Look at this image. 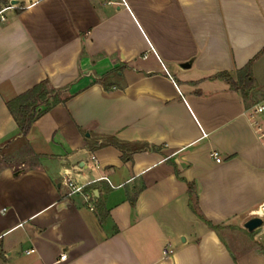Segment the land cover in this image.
<instances>
[{"label":"crops","instance_id":"obj_1","mask_svg":"<svg viewBox=\"0 0 264 264\" xmlns=\"http://www.w3.org/2000/svg\"><path fill=\"white\" fill-rule=\"evenodd\" d=\"M4 14L0 264H264V237H244L264 201L250 117L264 0H38ZM248 64L246 92L217 77ZM44 80L62 101L23 137L6 103ZM66 174L96 179L92 202L67 196Z\"/></svg>","mask_w":264,"mask_h":264},{"label":"trees","instance_id":"obj_2","mask_svg":"<svg viewBox=\"0 0 264 264\" xmlns=\"http://www.w3.org/2000/svg\"><path fill=\"white\" fill-rule=\"evenodd\" d=\"M217 77L224 79L232 89H239L243 92H246L250 88L252 82L249 64L237 70L234 76L229 72L222 71L217 74ZM60 101L62 100L58 97L56 89L49 87L47 81L44 80L7 101L6 105L18 125L20 134L26 137L35 120ZM28 151L29 145L26 143V146L22 149V153H28ZM189 195L190 206L197 213L193 205L195 192L191 185L189 187ZM197 214L203 219L199 213Z\"/></svg>","mask_w":264,"mask_h":264},{"label":"built area","instance_id":"obj_3","mask_svg":"<svg viewBox=\"0 0 264 264\" xmlns=\"http://www.w3.org/2000/svg\"><path fill=\"white\" fill-rule=\"evenodd\" d=\"M36 1H38V0H28V1H24L23 3H16V4L9 3L7 6L0 9V21L6 20V16L4 14V11H6L8 9H11V10L25 9V8L31 6L32 4H34ZM263 112H264V99L261 102L256 104L253 113L250 115V117L252 118L253 124L256 127V131L258 132V135L260 138H264V131H263V128L261 127V125H259V123L256 121L255 115L263 113ZM211 155L216 162H220L222 160L220 153L217 150H213L211 152ZM91 158L93 160H95L94 156H92ZM66 175H68V176L64 179L65 185L69 189L67 192V196L72 195L74 193H83L86 200L88 202H92L93 193L90 189H87V187L90 184H92L96 179L85 181L83 183H77L73 178H71L69 176V174H66ZM97 179L106 180L110 184V182L106 176H101ZM253 217H257V218L261 219V224L254 230L255 234L259 237H264V201L259 203L256 208L252 209L249 212V218H253ZM172 252H173L172 248H166L164 250V255H168ZM66 257H67V255L65 252L61 253L59 255L58 261L65 260Z\"/></svg>","mask_w":264,"mask_h":264},{"label":"water","instance_id":"obj_4","mask_svg":"<svg viewBox=\"0 0 264 264\" xmlns=\"http://www.w3.org/2000/svg\"><path fill=\"white\" fill-rule=\"evenodd\" d=\"M18 1L17 0H11V4H16ZM189 64L188 63H183V66L187 67ZM261 224V219L257 217L249 218L245 221L244 223V228L249 231L253 232L259 225Z\"/></svg>","mask_w":264,"mask_h":264},{"label":"rangeland","instance_id":"obj_5","mask_svg":"<svg viewBox=\"0 0 264 264\" xmlns=\"http://www.w3.org/2000/svg\"><path fill=\"white\" fill-rule=\"evenodd\" d=\"M2 2H3V0H0V7H1V5H2ZM9 4V3H8ZM61 96H62V94H61ZM17 160V159H16ZM11 162V161H10ZM10 162H5V164L7 163H9L10 164ZM15 162V161H14ZM14 162H12V163H14ZM11 163V164H12ZM247 231V230H246ZM244 237H246L247 239H250L251 241H252V243H255L256 245H261L262 244V241L258 238V236L255 234V231H253V232H249V235H245Z\"/></svg>","mask_w":264,"mask_h":264}]
</instances>
